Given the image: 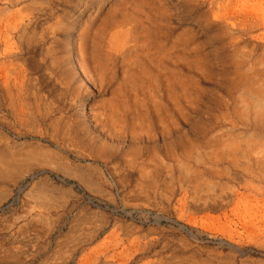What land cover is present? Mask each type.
<instances>
[{
	"label": "rangeland",
	"instance_id": "obj_1",
	"mask_svg": "<svg viewBox=\"0 0 264 264\" xmlns=\"http://www.w3.org/2000/svg\"><path fill=\"white\" fill-rule=\"evenodd\" d=\"M192 1L0 9V264H264V1ZM83 210L145 235L13 243Z\"/></svg>",
	"mask_w": 264,
	"mask_h": 264
},
{
	"label": "crops",
	"instance_id": "obj_2",
	"mask_svg": "<svg viewBox=\"0 0 264 264\" xmlns=\"http://www.w3.org/2000/svg\"><path fill=\"white\" fill-rule=\"evenodd\" d=\"M11 2L12 4L10 5H5L1 2L0 9H3L4 13L7 10L13 11V0ZM3 48L4 46L0 47V52L3 51ZM46 185L41 183L37 186V189H46ZM108 220V217L100 216L92 211L83 210L75 214L71 228L66 234L59 237L56 245L55 242L50 240L47 232L37 229L34 225L18 229L15 232L17 234H13V243L18 247L20 253L24 254L27 258L31 256L34 259H38L47 256L53 249L57 250L62 244L68 245L69 249H81L82 245L85 246L98 236H109L114 230L122 232L131 241L145 235L131 228L129 225H125L124 227L118 226L117 229L118 223L114 222L111 218ZM111 227L113 228L111 229Z\"/></svg>",
	"mask_w": 264,
	"mask_h": 264
},
{
	"label": "bare ground",
	"instance_id": "obj_3",
	"mask_svg": "<svg viewBox=\"0 0 264 264\" xmlns=\"http://www.w3.org/2000/svg\"><path fill=\"white\" fill-rule=\"evenodd\" d=\"M194 1V2H193ZM192 2H193V4H190L189 5V7H195L196 6V4H198V3H200L202 0H193ZM264 1V0H263ZM221 3V2H220ZM256 4V3H255ZM259 4V3H258ZM226 5V4H225ZM224 5V6H225ZM234 5V4H233ZM262 5V4H261ZM230 6V5H229ZM253 6V5H252ZM256 6H258V5H256ZM215 7V6H214ZM232 7V6H231ZM218 8V7H217ZM223 8V7H222ZM253 8V7H252ZM256 8V7H255ZM255 8L253 9V11L255 10ZM250 9V8H249ZM223 10V9H222ZM247 10V9H246ZM264 11V10H263ZM214 12V11H213ZM252 12V11H251ZM259 13V12H258ZM252 14V13H251ZM251 14H249V15H251ZM231 15V14H230ZM247 15V14H246ZM253 15V14H252ZM251 15V16H252ZM220 16V15H219ZM238 18V17H237ZM244 21V20H243ZM254 21V20H253ZM236 22V21H235ZM227 25V24H226ZM230 27V26H229ZM233 28V27H232ZM231 28V29H232ZM260 29V28H259ZM239 30V29H238ZM257 30V29H256ZM254 31V30H253ZM242 32H244V31H242ZM262 35V34H261ZM264 36V35H263ZM251 39H253V38H251ZM258 39V38H257ZM261 39V38H260ZM264 42V41H263ZM257 77V76H256ZM261 81H263V78H262V80ZM261 81H260V83H261ZM259 83V84H260ZM243 94V93H242ZM242 96V95H241ZM244 96V95H243ZM247 96V95H246ZM239 97V96H238ZM249 97H251V96H249ZM247 98V97H246ZM254 98H252V100H253ZM256 101H258V100H256ZM256 101H254L255 103H258V102H256ZM261 104V103H260ZM257 105V104H256ZM261 105H263V104H261ZM81 107H84V104H82L81 105ZM260 107H262L261 109H263L264 107L263 106H260ZM240 108V107H239ZM254 108V107H253ZM256 109V108H255ZM260 109V108H259ZM241 111V110H240ZM262 113H263V111H262ZM264 114V113H263ZM180 116V115H179ZM209 118V117H208ZM252 119V118H251ZM222 123V122H221ZM226 123V122H225ZM249 124V123H248ZM259 126V125H258ZM263 129V128H262ZM264 130V129H263ZM230 131V130H229ZM232 131V130H231ZM262 131V130H261ZM247 145V144H246ZM249 147V146H248ZM250 150V149H249ZM228 159V158H227ZM209 162V161H208ZM92 189V188H91ZM235 196V195H234ZM229 198V197H228ZM248 198V197H247ZM253 198V197H252ZM224 199V198H223ZM240 201V200H239ZM250 201V200H249ZM224 207V206H223ZM237 208V207H236ZM120 249V248H119Z\"/></svg>",
	"mask_w": 264,
	"mask_h": 264
},
{
	"label": "built area",
	"instance_id": "obj_4",
	"mask_svg": "<svg viewBox=\"0 0 264 264\" xmlns=\"http://www.w3.org/2000/svg\"><path fill=\"white\" fill-rule=\"evenodd\" d=\"M15 202H17V201H15ZM132 216V215H131Z\"/></svg>",
	"mask_w": 264,
	"mask_h": 264
}]
</instances>
